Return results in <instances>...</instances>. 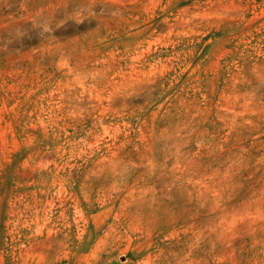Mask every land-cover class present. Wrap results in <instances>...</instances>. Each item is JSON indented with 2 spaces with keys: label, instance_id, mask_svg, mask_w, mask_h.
<instances>
[{
  "label": "rangeland",
  "instance_id": "374dc122",
  "mask_svg": "<svg viewBox=\"0 0 264 264\" xmlns=\"http://www.w3.org/2000/svg\"><path fill=\"white\" fill-rule=\"evenodd\" d=\"M0 264H264V0H0Z\"/></svg>",
  "mask_w": 264,
  "mask_h": 264
}]
</instances>
